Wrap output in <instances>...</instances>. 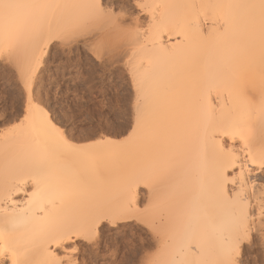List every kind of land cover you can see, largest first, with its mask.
I'll return each mask as SVG.
<instances>
[{
	"label": "snow or ice",
	"instance_id": "6c2138e0",
	"mask_svg": "<svg viewBox=\"0 0 264 264\" xmlns=\"http://www.w3.org/2000/svg\"><path fill=\"white\" fill-rule=\"evenodd\" d=\"M0 264H264V0H0Z\"/></svg>",
	"mask_w": 264,
	"mask_h": 264
}]
</instances>
